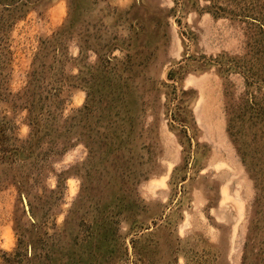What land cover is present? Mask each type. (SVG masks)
<instances>
[{"label": "rangeland", "instance_id": "rangeland-1", "mask_svg": "<svg viewBox=\"0 0 264 264\" xmlns=\"http://www.w3.org/2000/svg\"><path fill=\"white\" fill-rule=\"evenodd\" d=\"M0 264H264V0H0Z\"/></svg>", "mask_w": 264, "mask_h": 264}]
</instances>
